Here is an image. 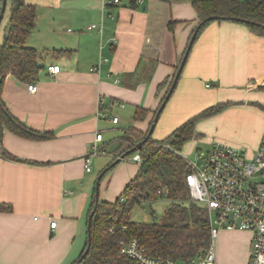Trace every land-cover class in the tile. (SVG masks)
I'll use <instances>...</instances> for the list:
<instances>
[{
    "label": "crops",
    "instance_id": "crops-1",
    "mask_svg": "<svg viewBox=\"0 0 264 264\" xmlns=\"http://www.w3.org/2000/svg\"><path fill=\"white\" fill-rule=\"evenodd\" d=\"M106 1L26 0L37 7L26 44L42 53L45 66L34 92L9 73L2 99L29 128L50 135L4 132L5 149L19 159L0 154V202L13 207L0 211V264H72L78 258L99 175L130 147L122 139L127 130L145 134L151 128L165 92L158 93L159 84L177 72L199 22L191 0ZM93 23L102 30L90 28ZM51 63L60 65L55 75L47 69ZM115 99L126 105H113ZM218 102L230 105L198 120L182 152L223 142L253 155L264 132V34L242 22L216 20L201 32L153 137L165 138ZM138 106L149 111L143 119L134 117ZM115 128L122 134L111 150ZM100 131L98 144L106 152L93 156L87 171L84 157ZM95 157L103 159L99 173ZM139 167L132 156L118 162L99 181V198L115 201ZM216 238L217 264H248L249 231L224 229Z\"/></svg>",
    "mask_w": 264,
    "mask_h": 264
},
{
    "label": "trees",
    "instance_id": "trees-1",
    "mask_svg": "<svg viewBox=\"0 0 264 264\" xmlns=\"http://www.w3.org/2000/svg\"><path fill=\"white\" fill-rule=\"evenodd\" d=\"M2 1L0 0V10ZM191 1L199 18L198 24H201L194 42L201 32L216 20L242 22L253 32L264 34V0ZM7 5L8 26L3 41L0 42V154L19 159L9 153L3 145L6 129L32 138L47 137L50 133H41L29 128L10 112L2 99L3 85L9 73L21 81L31 83L39 79L42 70V53L26 44L27 37L37 24V7L26 0H8ZM213 15L219 18H211ZM237 17L249 21L237 20ZM60 51L64 50H55V54ZM175 75L176 73L159 84L158 93L165 91L159 107L165 100ZM228 105L230 102H218L204 108L160 140L153 137V132L148 136L150 129L145 134L134 129L125 132L122 139L131 143L129 148L145 139L139 150L126 155L128 158L136 153L140 154L142 161L139 170L113 202L97 199L95 191L90 209V212L95 209L90 231L91 246L87 254L81 258L89 243L87 238L83 251L72 264H139L136 259L121 251V240L133 237L139 239L147 254L170 257L179 262L188 261L207 251L212 243L209 212L204 203L191 198L186 182V174L190 167L182 149L194 136L198 120L218 113ZM148 112L147 108L138 106L134 117L143 119ZM164 143H168L170 147H165ZM127 149L122 150L120 154ZM112 163L103 169L99 181L117 164ZM121 196L124 200H120ZM159 198H168L171 202L167 210L169 219L161 222H141L132 219L131 214L136 205L146 201L154 202ZM12 209V205L0 202V211Z\"/></svg>",
    "mask_w": 264,
    "mask_h": 264
},
{
    "label": "built area",
    "instance_id": "built-area-1",
    "mask_svg": "<svg viewBox=\"0 0 264 264\" xmlns=\"http://www.w3.org/2000/svg\"><path fill=\"white\" fill-rule=\"evenodd\" d=\"M111 2L108 0L105 5ZM90 28L102 30L96 23L91 24ZM47 69L55 75L60 71V65L51 63ZM37 88L36 82L28 84L32 92ZM113 105L124 107L126 103L115 99ZM112 120L118 122L119 116L113 115ZM102 139V131L97 132L90 144V151L84 157L87 171L92 169V157L106 152L98 144ZM163 145L170 147L168 143ZM187 155L184 154L190 170L186 174V182L191 198L208 208L212 237L210 247L184 262L147 254L136 237L121 240V251L139 264H217L214 241L219 232L222 229L245 230L252 234L248 264H264V132L257 150L251 156L223 142H214L209 149L199 152V157L204 159L202 165L190 161ZM132 159L139 163L142 161L139 153L133 155ZM120 200H124V197L121 196ZM55 225L56 221H52L51 227Z\"/></svg>",
    "mask_w": 264,
    "mask_h": 264
},
{
    "label": "rangeland",
    "instance_id": "rangeland-1",
    "mask_svg": "<svg viewBox=\"0 0 264 264\" xmlns=\"http://www.w3.org/2000/svg\"><path fill=\"white\" fill-rule=\"evenodd\" d=\"M8 18H9V5H7L5 14H4L2 22L0 24V42L3 41L4 33H5L6 28L8 26ZM158 127H159V124H158ZM110 133H114L113 137L115 139H113V141L115 142V144L111 147V150H114L116 148L117 143H118V136H120L122 134V129H120V128L116 129L115 128ZM158 134H159V132L157 130H155L154 135L156 136ZM191 148L192 149H190V152L188 151V155H187L189 160L192 162H197L199 165H202L204 163V159L199 157L198 154L201 151H205V150L209 149L208 146L204 143H200V144H197L196 146H193ZM108 157H110V156L106 155L105 159ZM101 158L102 157H95V161L93 163L95 165V171L97 173H99V171L101 169L100 167H102L101 163H103L102 162L103 159H101ZM128 158H130V157H128ZM170 205H171V202L168 198H159L158 200H156L154 202L146 201V202H144L142 204H138L134 207L132 214H131V217L133 220L141 221V222L166 221L167 219H169V216L167 215V210L169 209ZM222 230H224V229H222ZM220 232H219V234H220ZM219 234H218L216 240H218Z\"/></svg>",
    "mask_w": 264,
    "mask_h": 264
},
{
    "label": "water",
    "instance_id": "water-1",
    "mask_svg": "<svg viewBox=\"0 0 264 264\" xmlns=\"http://www.w3.org/2000/svg\"><path fill=\"white\" fill-rule=\"evenodd\" d=\"M7 3H8V0H3V1H2V4H1V10H0V24H1V22H2L3 16H4L5 11H6ZM211 18H215V19H217V18H219V16H217V15H213V16H211ZM236 19H237V20H241V21H249V20H245V19H243V18H239V17H237ZM200 25H201V24H198L196 30L194 31L192 37H191L190 40H189L188 46H187L186 51H185V53H184V56H183V58H182V60H181V63H180V65H179L178 69H177V72H176V75H175V77H174L173 83H172V85H171V87H170L168 93L166 94L165 100L162 102V104L160 105V107L158 108V110H157V112H156V114H155V117H154L153 122H152V124H151L150 131H149V133H148V136L154 131V128H155V125H156V123H157V121H158V119H159V116H160L162 110L164 109V107L166 106V103H167V101L169 100V97H170L171 93L173 92V90H174V88H175V86H176V84H177V82H178V79H179V77H180V75H181V73H182V71H183V68H184V66H185V63H186L187 58H188V56H189L190 50H191V48H192V46H193L194 40L196 39L197 32H198V29H199ZM44 66H45V64H42V65H41L42 68H43ZM148 136H147L146 138H148ZM144 141H145V139L142 140V141H140V142H138V143H137L135 146H133L132 148H129V149L125 150L122 154H120V155L116 158V160H115L112 164H116V163L120 162L122 159H125V158H126V155H128L129 153H131V152H133V151H137V150H139V149L141 148V146L143 145ZM102 175H103V173H101V174L99 175V179L102 177ZM96 197H97V199H99V180L97 181V185H96ZM94 212H95V209L92 210V211L90 212V214H89V219H88V230H89L88 239H89V243H88L87 248H86L85 251L83 252L81 258L84 257V256L87 254V252L89 251L90 246H91V233H90V231H91V222H92V218H93V214H94ZM81 258H80V259H81Z\"/></svg>",
    "mask_w": 264,
    "mask_h": 264
}]
</instances>
